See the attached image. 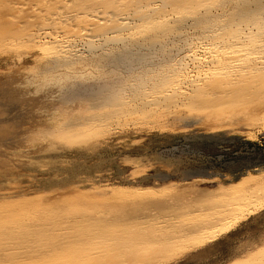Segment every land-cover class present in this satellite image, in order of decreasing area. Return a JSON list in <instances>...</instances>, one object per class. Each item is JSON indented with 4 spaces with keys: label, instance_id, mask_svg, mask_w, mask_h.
Segmentation results:
<instances>
[{
    "label": "rangeland",
    "instance_id": "rangeland-1",
    "mask_svg": "<svg viewBox=\"0 0 264 264\" xmlns=\"http://www.w3.org/2000/svg\"><path fill=\"white\" fill-rule=\"evenodd\" d=\"M24 1L9 2L11 7L3 9L13 11L9 17L20 21L16 27L26 28L34 21L33 31L42 28L44 15L51 19L50 15L63 12L65 6L52 4L56 0L49 5L45 0H29L36 1L34 4ZM17 7L30 12L14 10ZM40 8L46 14L41 16V11L35 10ZM34 10L40 13L39 25L33 20L39 14ZM38 47L0 46V123L14 130L6 141L0 136V221L4 222L0 225L9 227H0V235L6 237L1 253L9 247L18 259L29 257L28 262L33 263L61 246L42 236L15 243L32 230H48L51 235L52 229L64 235L73 232L72 223L88 226L98 218L127 219V212L138 214L135 209L155 214L174 206L205 208L203 204L213 199V191L238 187L248 175L253 183L246 188L264 185V90L236 102L217 104L148 106L136 102L127 104L116 117L118 104L102 107L94 94L82 89L75 96L62 95L64 99L60 94L53 99L41 94L21 95L29 87L20 90L15 86L28 80L26 68L45 63ZM195 50L198 48H185L177 57L198 53ZM186 59L191 63L190 57ZM110 111L109 122L102 120ZM13 134L15 140L10 138ZM141 199L145 201L134 204ZM132 200L134 203H129ZM155 200L160 204L153 206ZM245 212L237 223L244 225V231L229 247L220 243L223 234L155 264L257 263L264 258V206ZM27 220L31 227H26ZM11 237L13 244L8 243ZM67 239L60 242L65 244Z\"/></svg>",
    "mask_w": 264,
    "mask_h": 264
},
{
    "label": "bare ground",
    "instance_id": "bare-ground-1",
    "mask_svg": "<svg viewBox=\"0 0 264 264\" xmlns=\"http://www.w3.org/2000/svg\"><path fill=\"white\" fill-rule=\"evenodd\" d=\"M12 1L18 4L15 0H0V46L4 43L39 46L45 60L43 65L37 63L26 68L28 80L15 86L20 90L29 87L21 95L41 94L52 98L60 94L64 99L62 95L75 96L82 89L94 94L102 107L118 104L116 114L127 104L136 102L148 106L217 104L225 100L236 102L264 90V24L258 15L239 16L213 7L218 0H45L64 3V11L59 16L50 15L51 19L44 15L42 22L38 18L46 14L43 2L44 10L35 9L41 11V16L35 10L37 15L32 14L36 24L41 21L42 26L34 31L32 20L27 26L25 23L26 28L16 27L20 21L9 17L13 11L3 9L6 5L11 7ZM28 10L24 11L28 13ZM202 19L207 22L202 23ZM49 28L53 31L46 30ZM194 47L198 53L177 57L185 48L193 51ZM125 53L146 55L139 60L129 56L126 66H122L117 58ZM187 57L191 63L186 61ZM138 68L141 70L137 72ZM193 68L198 72L194 73ZM111 113H105L102 120L110 118ZM13 132L11 125L0 123L2 141L8 140ZM10 138L15 140V135ZM251 181L248 175L238 187L213 191V199L209 203L207 199L203 204L206 207L201 209L174 206L171 210H157L155 214H143L141 209H135L138 214L127 212V219L98 218L88 226L72 223L73 232L64 235H60L61 231L53 233L52 229H49L51 235L46 233L48 230H32L26 237L19 236L15 243L42 236L48 243L57 241L61 247L33 263L28 262L29 257L18 259L5 247L0 252V264H155L171 254L215 240L235 228L245 211L264 206V185L246 188ZM142 201L145 200L134 204ZM155 201L153 206L160 204L159 200ZM26 223V227H31L30 220ZM90 226L95 229L89 230ZM2 235L0 245L6 238ZM10 239L8 243L13 244V237ZM65 239L66 243L62 244L60 241ZM255 264H264V258Z\"/></svg>",
    "mask_w": 264,
    "mask_h": 264
},
{
    "label": "snow or ice",
    "instance_id": "snow-or-ice-1",
    "mask_svg": "<svg viewBox=\"0 0 264 264\" xmlns=\"http://www.w3.org/2000/svg\"><path fill=\"white\" fill-rule=\"evenodd\" d=\"M213 7L222 9L224 11H232L237 13L239 16H250L258 15L262 24H264V0H218V2L212 4ZM202 23L207 21L203 20ZM146 54L139 53H125L117 58V63H121L122 66H126L128 57L132 59H142ZM244 231V225L238 224L235 228L229 229L228 233L225 234V238L220 241L225 248L229 247L233 238L240 236V233Z\"/></svg>",
    "mask_w": 264,
    "mask_h": 264
}]
</instances>
